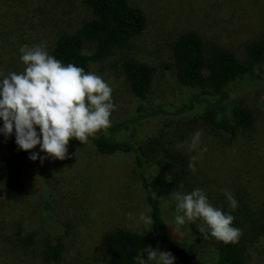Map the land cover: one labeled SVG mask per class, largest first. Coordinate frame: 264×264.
Segmentation results:
<instances>
[{
  "label": "rangeland",
  "instance_id": "rangeland-1",
  "mask_svg": "<svg viewBox=\"0 0 264 264\" xmlns=\"http://www.w3.org/2000/svg\"><path fill=\"white\" fill-rule=\"evenodd\" d=\"M35 1L24 7L25 2L15 6L11 0H0V78L24 70L25 65L20 60L22 45L45 43L51 54L57 34L61 30H75L86 18V9L80 1L62 0L61 4V0H40L42 7L35 5ZM131 2L144 10L148 22L146 31L136 38L129 50L92 64L90 68V72L102 77L113 89L112 100L116 107L109 127L139 118V107L143 102L131 92L121 64L124 53H129L155 69L146 105L160 108L162 113L156 117L142 115L143 120L130 122L131 127L125 135L138 146L148 143L159 154L162 145L158 142L161 132L165 131V142L170 141L171 133L172 138L176 142L179 140V145L194 156L200 153L188 149L192 136L183 141L171 128L191 126L196 131L203 128L206 134L202 135L200 147L207 151L196 164L203 170L200 176L207 178L210 184V188L203 189L204 193L217 192L222 179L229 178V171L241 163L242 146L246 151L252 147L256 156L264 160V71H259L260 81L238 85L230 90L222 103L228 107L246 106L256 118L252 140L241 139L239 144L233 142L224 150L227 139L206 126L209 115L189 112L188 108L183 113H175L177 108L188 104L191 96H201V93L183 87L174 72L168 70L172 63L170 44L181 33L196 31L208 43H218L244 58L250 43L264 39V0ZM50 10L56 13L51 16ZM61 21L63 26L56 24ZM192 129L191 133L194 132ZM246 142L249 148L244 145ZM166 144L169 146V142ZM11 146L10 138L0 135V264H108L100 247L107 232L116 229L143 232V225L129 217V213L133 217L140 213L150 217L147 193L133 153L102 154L95 146L94 137L85 143L71 139L63 160L48 157L41 163L39 159H30L24 172L26 196L21 202H12L4 194L1 172L2 160L10 154ZM32 151L39 152V146ZM40 155L46 156V153ZM145 170L150 179L160 172L158 165L150 163L146 164ZM180 192L190 193L191 190L188 187ZM157 199L173 228L171 238L180 245L193 247L204 261L212 264L217 253L206 244L210 230L203 220H186L184 225H176L175 216L182 213L177 212L175 199L163 196H157ZM27 238L33 240L32 247L22 244L21 240ZM48 243L62 244L59 262L42 260L44 245ZM150 246L167 251V246L157 241ZM144 257L147 258V253ZM252 264H264V260L256 256Z\"/></svg>",
  "mask_w": 264,
  "mask_h": 264
},
{
  "label": "trees",
  "instance_id": "trees-1",
  "mask_svg": "<svg viewBox=\"0 0 264 264\" xmlns=\"http://www.w3.org/2000/svg\"><path fill=\"white\" fill-rule=\"evenodd\" d=\"M76 1H80L86 9V18H83L75 30H61L57 34L51 47V55L65 65L71 63L83 68L86 73L90 72L92 64L101 63L129 50L136 38L148 27L144 10L131 0ZM24 2V7H28L34 0H11L15 6ZM34 4L42 7L40 0ZM43 7L49 13L45 4ZM54 13L56 11L50 10L51 16ZM58 23L63 26L62 21L56 22L57 25ZM9 34L10 37L11 32ZM170 50L172 63L168 70L174 72L183 87L201 93V96H191L188 104L177 108L175 113H183L184 109L188 108L189 112H204L209 115L206 119L209 125L206 126H210L219 136L227 139L223 145L224 150L233 142L237 141L239 144L241 139L252 140L251 134L256 123L252 110L242 105L228 107L222 103H225L230 90L238 85L260 81L259 71H264V39L250 43L244 58H241L218 43H208L200 33L188 31L174 38ZM121 64L131 92L143 102L139 107V118L122 121L101 130L93 136L94 143L102 154L135 155L137 170L147 193L152 223L149 230L142 233L127 229L107 232L101 241L102 253L108 259V264H136L137 254L157 241L167 246V252L173 254L176 264H209L193 247L180 245L171 238L173 228L166 218L164 207L157 199V196L172 197V193L188 187L191 191L196 188L208 189L209 181L201 177L203 170L198 169L197 164L195 171L189 169L188 164L192 156L185 147H177L179 140L176 142L170 132L169 146L166 144L168 142H165V131L161 132L158 145L162 146L159 154L148 143L138 146L125 135L131 127L130 122L143 120L142 115L156 117L162 113V109L146 105L155 69L129 53H124ZM2 124L3 121L0 120V126ZM171 129L175 134H179L183 141L196 132L191 126H177ZM190 129L194 132L191 133ZM199 131H202L203 135L206 134L203 128ZM10 142V154L1 164L3 189L8 200L21 202L26 196L24 172L30 161V152L19 149L14 134L10 137ZM244 145L249 148L247 142ZM240 156L241 163L233 171H229V178L222 179L217 192L205 193L214 207L231 213L235 217L234 226L241 229L238 240L230 243H224L207 233L206 244L212 246L217 253L212 264H252L256 256L264 260V160L256 156L252 147L246 151L242 146ZM147 163L158 165L160 168L159 174L151 179L145 170ZM225 186L238 201L235 210L229 206L223 194ZM21 242L25 247H32L33 244L31 238L22 239ZM62 253L61 243L45 244V260H42L57 263L61 260Z\"/></svg>",
  "mask_w": 264,
  "mask_h": 264
},
{
  "label": "clouds",
  "instance_id": "clouds-1",
  "mask_svg": "<svg viewBox=\"0 0 264 264\" xmlns=\"http://www.w3.org/2000/svg\"><path fill=\"white\" fill-rule=\"evenodd\" d=\"M20 60L25 65L22 72H11L0 78V135L6 139L15 135L19 149L29 151L32 161L44 162L48 157L63 160L68 153L71 139L85 143L90 137L110 125L115 110L112 87L100 76L85 72L74 64H63L52 56L45 43L20 48ZM39 129V131H38ZM202 131L190 138L188 149L199 155L190 157L188 167L196 170V163L203 158L206 148H201ZM39 146V152L31 151ZM183 145H178L181 147ZM40 153H46L41 156ZM229 206L235 210L238 201L223 189ZM176 225L186 220L202 219L208 226L209 235L224 243L238 240L241 229L234 226L235 217L214 207L204 190L196 188L190 193L174 192ZM136 219L149 230L151 217L140 213ZM204 233V229H199ZM147 253V258L144 257ZM136 264H175L171 252L146 247L135 257Z\"/></svg>",
  "mask_w": 264,
  "mask_h": 264
}]
</instances>
